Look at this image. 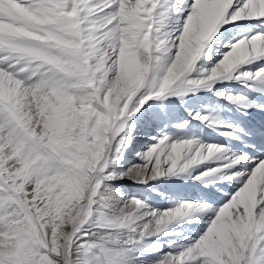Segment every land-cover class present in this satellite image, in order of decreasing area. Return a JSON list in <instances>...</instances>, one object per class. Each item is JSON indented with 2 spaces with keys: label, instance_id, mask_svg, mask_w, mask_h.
<instances>
[{
  "label": "snow or ice",
  "instance_id": "obj_1",
  "mask_svg": "<svg viewBox=\"0 0 264 264\" xmlns=\"http://www.w3.org/2000/svg\"><path fill=\"white\" fill-rule=\"evenodd\" d=\"M0 264H264V0H0Z\"/></svg>",
  "mask_w": 264,
  "mask_h": 264
},
{
  "label": "bare ground",
  "instance_id": "obj_2",
  "mask_svg": "<svg viewBox=\"0 0 264 264\" xmlns=\"http://www.w3.org/2000/svg\"><path fill=\"white\" fill-rule=\"evenodd\" d=\"M142 139H146V137ZM138 162L139 161L135 153H132L129 159V164H126L125 166L127 167V166H130V164L132 163H138ZM113 183L121 188H127L133 194H139L142 198L151 196V199H149V203H155L157 206H162V207L168 206L165 200L158 198L155 193H150V190L148 189L146 185H138V184H135L132 180H128V179L121 180V181H113ZM153 183H156V182H153ZM177 183H183V182H177Z\"/></svg>",
  "mask_w": 264,
  "mask_h": 264
}]
</instances>
